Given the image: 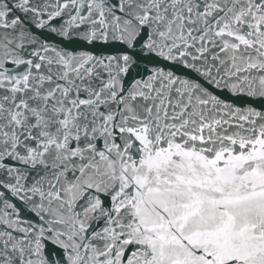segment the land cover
Listing matches in <instances>:
<instances>
[{"label":"snow or ice","instance_id":"1","mask_svg":"<svg viewBox=\"0 0 264 264\" xmlns=\"http://www.w3.org/2000/svg\"><path fill=\"white\" fill-rule=\"evenodd\" d=\"M0 264H264V0H0Z\"/></svg>","mask_w":264,"mask_h":264}]
</instances>
